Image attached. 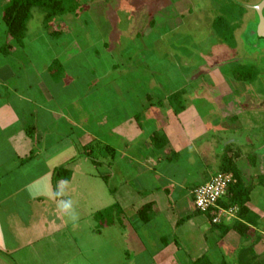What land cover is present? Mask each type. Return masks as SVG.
Returning a JSON list of instances; mask_svg holds the SVG:
<instances>
[{"label":"crops","instance_id":"obj_1","mask_svg":"<svg viewBox=\"0 0 264 264\" xmlns=\"http://www.w3.org/2000/svg\"><path fill=\"white\" fill-rule=\"evenodd\" d=\"M9 1L0 0V264H236L243 238L223 228L238 209L213 223L191 192L228 158L253 179L247 207L264 218V111L245 108L250 82L233 74L243 60L207 63L201 42H162L174 32L166 4L157 21L119 26L129 35L117 47L87 11L83 41L58 18L50 40L26 32L20 46L6 40ZM58 169L70 179L54 182ZM145 205L148 223L138 216ZM257 232L264 258V222Z\"/></svg>","mask_w":264,"mask_h":264},{"label":"rangeland","instance_id":"obj_2","mask_svg":"<svg viewBox=\"0 0 264 264\" xmlns=\"http://www.w3.org/2000/svg\"><path fill=\"white\" fill-rule=\"evenodd\" d=\"M261 0H214L217 4L226 5L228 10H216L212 8L214 3L210 0H188L189 11L180 9L181 2L179 0H92L87 2L85 0H78L79 8L74 13H68L61 17L65 22V26L72 31L78 29V24L85 25V14L88 13L89 18L95 21L100 33L99 35L108 44L117 47L120 42L129 34L118 33L117 28L121 25L132 23L135 19L137 21H149L154 18V14H158L160 7L164 4L171 7L173 12L172 26L174 32L172 34L163 35L161 40L170 41H186V42H201L209 46L213 53L212 57L208 59L207 63L217 61L219 59H241L243 65L248 67H255L258 71V78L248 84L251 97L247 98L246 107L250 109L258 108L264 111V48L263 55L249 54L244 48L242 41L243 33L246 28V21L253 17L254 12L248 9V6L256 5ZM150 11L152 17L146 14ZM129 16V17H128ZM218 18L227 21L232 28L236 30L230 35L229 30H225L226 36L230 38L225 42L216 32L217 37L223 42L218 45L217 40L212 39L211 24L215 23ZM155 19V18H154ZM157 21V19H155ZM246 22V23H245ZM151 23V22H150ZM44 26V13L39 8L32 10L31 18L27 25V34L29 38L36 37L39 34L45 37V40H50ZM240 28V29H239ZM239 29V30H238ZM45 32V33H44ZM74 36V34H72ZM78 36H85L87 34L78 33ZM135 38L136 34H130ZM82 36V41H83ZM158 36V33L156 34ZM57 40V38H53ZM52 40V39H51ZM88 40V39H87ZM228 43V44H227ZM227 46H230L227 47ZM235 49H233V48ZM159 50L164 51L163 47ZM238 65V64H237ZM208 67V65H207ZM253 97H256L254 99ZM264 132V131H263ZM79 162V161H78ZM248 183L254 187L253 179H248ZM255 198V197H254Z\"/></svg>","mask_w":264,"mask_h":264},{"label":"trees","instance_id":"obj_3","mask_svg":"<svg viewBox=\"0 0 264 264\" xmlns=\"http://www.w3.org/2000/svg\"><path fill=\"white\" fill-rule=\"evenodd\" d=\"M34 8H39L43 11L44 28L48 31L56 19L65 14L76 12L79 8V4L78 0H10L4 7L2 16L6 29L5 34L7 42L14 41L20 46L23 45L27 32V25ZM229 25L230 24L222 18H218L214 23L217 34L220 38L225 40V42L230 40V38L226 36L225 30H229V33L231 32L230 35L235 30V28ZM51 34L54 37L58 36L56 32H52ZM10 49L11 46L7 43L3 46L1 51L3 54L8 55ZM54 65L56 66L58 64L54 63ZM233 74L239 81L253 82L258 78V71L255 67H248L240 64L233 68ZM178 98L179 94L172 96V100ZM182 108L183 107H181V109ZM222 172H230L236 179V182L230 186L227 195L219 204L223 209H229L231 207H236L238 209L237 217L239 220L234 222L231 228H223L224 233L230 229H234L243 238L242 246L236 254V264H264V258H260L254 252V247L261 240V234L257 232V229L261 226V223L264 222V218L261 219L247 207L249 196L253 188L252 184L244 182L240 173L228 158H224ZM70 176L71 174L68 170L58 169L54 172L53 179L54 182L58 180L68 181ZM259 183L264 184V176L259 178ZM150 210V206L145 205L138 211V216L143 223H148L150 221ZM112 211L113 209L111 208L100 211L96 213L95 219L101 222L108 218ZM194 264L207 263L202 258L194 262Z\"/></svg>","mask_w":264,"mask_h":264},{"label":"built area","instance_id":"obj_4","mask_svg":"<svg viewBox=\"0 0 264 264\" xmlns=\"http://www.w3.org/2000/svg\"><path fill=\"white\" fill-rule=\"evenodd\" d=\"M236 182L230 172H218L207 182L192 189L193 205L197 212L212 214L213 223H218L223 215L232 213L236 208L223 209L219 204L227 195L231 185Z\"/></svg>","mask_w":264,"mask_h":264},{"label":"flooded vegetation","instance_id":"obj_5","mask_svg":"<svg viewBox=\"0 0 264 264\" xmlns=\"http://www.w3.org/2000/svg\"><path fill=\"white\" fill-rule=\"evenodd\" d=\"M246 22H245L246 23L245 32L242 35L243 37L242 41H244V48L246 52L249 54L256 53L257 55H262L263 54L262 49L264 48V40L257 38V33H256L257 20L255 13L253 17H251V19L247 20Z\"/></svg>","mask_w":264,"mask_h":264},{"label":"water","instance_id":"obj_6","mask_svg":"<svg viewBox=\"0 0 264 264\" xmlns=\"http://www.w3.org/2000/svg\"><path fill=\"white\" fill-rule=\"evenodd\" d=\"M249 9L253 10L257 20L256 33L257 38L264 40V0H261L258 4L248 6Z\"/></svg>","mask_w":264,"mask_h":264}]
</instances>
